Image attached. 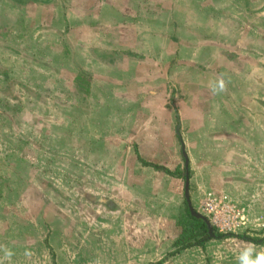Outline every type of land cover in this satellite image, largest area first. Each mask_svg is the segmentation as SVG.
<instances>
[{
  "label": "rangeland",
  "instance_id": "obj_1",
  "mask_svg": "<svg viewBox=\"0 0 264 264\" xmlns=\"http://www.w3.org/2000/svg\"><path fill=\"white\" fill-rule=\"evenodd\" d=\"M250 1L264 8V0H242V5ZM259 19L262 35L264 18ZM262 49L257 69L264 72ZM10 56L0 48V264H53L49 244L57 264H211L209 259L214 264H246L264 256L263 75L253 74L251 80V101L259 105L258 111L251 110L258 118L257 125L248 128L253 138H240L238 146L231 147L249 151L254 168L244 167V172L233 164L224 190H212L204 187L201 159L190 165L195 209L218 232L247 235L260 243L238 236L211 238L204 247L172 253L183 229L178 221L186 216L181 144L174 155L158 160L173 169L179 165L184 177L147 174L146 184H139L142 165L122 158L128 138L109 132V88L91 92V79L80 76L75 84L71 79L59 84L49 79V87L41 79L17 78L15 66L9 68ZM244 67L250 70L252 65ZM183 141L187 149V138ZM129 147L134 152L132 143ZM123 162L134 175L123 173ZM209 191L237 202L246 225L231 231L214 225L213 215L200 209ZM125 236L129 246L122 243ZM199 257L202 262L197 263Z\"/></svg>",
  "mask_w": 264,
  "mask_h": 264
},
{
  "label": "crops",
  "instance_id": "obj_2",
  "mask_svg": "<svg viewBox=\"0 0 264 264\" xmlns=\"http://www.w3.org/2000/svg\"><path fill=\"white\" fill-rule=\"evenodd\" d=\"M259 18L264 8L242 0H0V48L10 53L17 78L49 87V79L75 84L80 76L91 79V92L109 88V132L132 143L134 152L128 144L122 158L142 165L139 184L164 172L141 159L181 169L158 160L174 155L180 143L185 182L193 159H201L204 187L224 190L233 164L241 171L255 165L249 151L231 147L240 138L250 141L248 128L258 121L251 80L264 76L257 69L258 48L264 53ZM125 163L123 173L134 175Z\"/></svg>",
  "mask_w": 264,
  "mask_h": 264
},
{
  "label": "trees",
  "instance_id": "obj_3",
  "mask_svg": "<svg viewBox=\"0 0 264 264\" xmlns=\"http://www.w3.org/2000/svg\"><path fill=\"white\" fill-rule=\"evenodd\" d=\"M141 162L146 166H151L157 170H162L169 175H172L175 177H183L182 173L180 172L179 169L172 171L166 167L159 166L158 164H154V163H149V162H146L142 159H141ZM178 225L183 228L182 234L176 240V242L174 244L175 249L172 253H179L181 250L187 249V248L193 247V246L204 247L205 242L208 241V239L210 237L209 228H208L205 220L201 219V218H197V217L192 215L190 208L188 206L187 200H186V216H185L184 220L181 219L178 221ZM215 235H216L215 236L216 239H222V238H226V237H230V236H238L240 238H245V239L252 241L254 243H257V242L260 243V241H261V240H257L254 238H250L247 235L224 234V233L218 232L217 230H215ZM47 245H48V243H47ZM49 245H48V247H49L50 252L53 256V264H57L56 254L54 252V249L52 248L51 245L50 246Z\"/></svg>",
  "mask_w": 264,
  "mask_h": 264
},
{
  "label": "built area",
  "instance_id": "obj_4",
  "mask_svg": "<svg viewBox=\"0 0 264 264\" xmlns=\"http://www.w3.org/2000/svg\"><path fill=\"white\" fill-rule=\"evenodd\" d=\"M200 209L213 215V223L223 231H231L246 225L244 215L235 203L221 200L212 194L201 202Z\"/></svg>",
  "mask_w": 264,
  "mask_h": 264
},
{
  "label": "water",
  "instance_id": "obj_5",
  "mask_svg": "<svg viewBox=\"0 0 264 264\" xmlns=\"http://www.w3.org/2000/svg\"><path fill=\"white\" fill-rule=\"evenodd\" d=\"M184 156H185V158H187V155L185 152H184ZM186 162L188 165V161H186ZM185 199L187 200V203H188V206L190 208L192 215L197 217V218H201V219L205 220V222L209 228L210 237L213 238L215 236L213 224L211 223V221L208 218H206L204 216V214L197 211L195 209L193 203H192L191 196H190V177H189V175H187L186 182H185Z\"/></svg>",
  "mask_w": 264,
  "mask_h": 264
},
{
  "label": "clouds",
  "instance_id": "obj_6",
  "mask_svg": "<svg viewBox=\"0 0 264 264\" xmlns=\"http://www.w3.org/2000/svg\"><path fill=\"white\" fill-rule=\"evenodd\" d=\"M221 87H223V84H221ZM246 264H264V256H260L255 262L246 261Z\"/></svg>",
  "mask_w": 264,
  "mask_h": 264
},
{
  "label": "flooded vegetation",
  "instance_id": "obj_7",
  "mask_svg": "<svg viewBox=\"0 0 264 264\" xmlns=\"http://www.w3.org/2000/svg\"><path fill=\"white\" fill-rule=\"evenodd\" d=\"M218 231V230H217ZM214 233H215V228H214ZM216 236V235H215ZM215 236L212 238V239H214L215 238ZM209 239H211V237H209ZM216 239V238H215Z\"/></svg>",
  "mask_w": 264,
  "mask_h": 264
}]
</instances>
